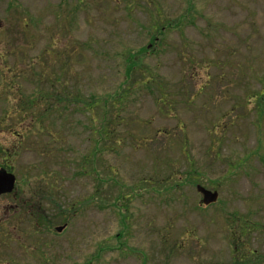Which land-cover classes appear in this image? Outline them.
Returning <instances> with one entry per match:
<instances>
[{"label": "rangeland", "instance_id": "rangeland-1", "mask_svg": "<svg viewBox=\"0 0 264 264\" xmlns=\"http://www.w3.org/2000/svg\"><path fill=\"white\" fill-rule=\"evenodd\" d=\"M66 1L0 0V167L17 177L15 193L0 196V264H233L241 249L263 259L264 0H156L165 19L194 2L193 23L167 31L148 55L172 106L156 102L158 89L133 95L113 151L84 115L58 120L66 141L52 145L8 118L34 91L43 58L59 79L61 51L94 39V52L74 57L66 87L107 92L124 77L116 53L150 42L152 3L115 0L100 11L104 0H84L76 11ZM50 176L47 209L75 217L62 232L64 223L34 235L27 215H14ZM197 185L218 191L219 202L202 205Z\"/></svg>", "mask_w": 264, "mask_h": 264}, {"label": "trees", "instance_id": "trees-1", "mask_svg": "<svg viewBox=\"0 0 264 264\" xmlns=\"http://www.w3.org/2000/svg\"><path fill=\"white\" fill-rule=\"evenodd\" d=\"M146 1L149 4L152 3L150 6H153V8H145L150 13L149 24L144 26V29L149 33L150 42L148 45L136 48L123 46L120 52L116 53L117 56L114 61H118V57L120 59V63L118 62L116 68L122 70L124 76L120 81L121 83H118L119 85L117 84L115 88L107 92L96 90L87 94L86 91L80 90L81 87L71 92L66 87V84L68 78L73 75L72 63L74 57L83 54L85 49L93 50L94 52L95 46H99V42L95 43L94 39H87L84 42L75 41L77 46L73 43V47L68 46V50L61 51V56L65 58V64L61 68V75L59 76L60 73L58 74L59 79L52 74H48L49 62H47L46 58L39 62L38 68L32 69L33 76L36 78V82L33 83L34 91L27 98H22L17 107L9 111L11 113L7 116L11 119L12 127H15L18 122L25 120L28 123L27 127L25 125L28 131L24 132L27 137L37 135L38 137L48 138V144H55L56 142L66 141L65 130L63 132L56 130L57 121L65 119L67 116L68 118H74L77 114L84 115L86 120H88V124L91 125L90 133L93 135L99 134L100 139L105 136L108 139L107 144H110V141L112 142L113 151L123 136L122 127L124 123L122 121L125 118V114L128 113L129 102L133 95L142 93L145 89H158L161 90V93H159L160 97L156 102L162 106H172L171 100L167 97L169 94L165 92L167 85L164 81V76L148 63V55L152 48L166 37L167 31L181 30L184 25H187L186 21L188 24L193 23L192 19H186V16L190 15L191 10L189 8L194 5V2H190V7L178 15L176 19H165L162 8L158 6L159 2H156V0H140V6L146 5ZM83 2L84 0H75L74 10H80ZM106 4L118 5L115 0H104V3L98 9L104 11L103 6H106ZM126 6L129 12L130 4L127 3ZM30 26L31 21L27 20L24 29L27 30ZM22 49L23 46H17L14 48V52L22 54ZM11 89L12 87L7 88V90ZM262 100L264 99L262 98ZM70 126L69 134H73L76 124ZM169 135L171 133H164L162 136L166 137ZM18 137L21 140L25 139L21 135H18ZM140 142L143 143V141ZM109 150H111V147ZM96 160L97 158L93 155L90 162L95 165ZM35 177L37 179L40 178L37 175ZM49 178L51 181L45 183L46 186H35L33 195L27 199L20 198V210L14 215L26 214L27 219L34 223L30 229V232L34 235L43 234L47 231L52 232L53 226L57 224L64 223L68 227L71 219L75 217L74 214H69V207L63 209L62 206L57 205L54 211L47 209V204L55 205L53 198L56 197L54 194L56 187L53 183L55 178L53 176ZM5 234V231L0 232V236ZM232 236L235 240H237L236 237L239 238L236 232ZM238 241L234 242L235 245H240ZM240 254L242 256L236 254L237 257L234 258L233 264L264 263V258H254L256 257L254 251L245 252L241 249ZM249 255H252V258ZM260 259L262 260L260 261Z\"/></svg>", "mask_w": 264, "mask_h": 264}, {"label": "water", "instance_id": "water-1", "mask_svg": "<svg viewBox=\"0 0 264 264\" xmlns=\"http://www.w3.org/2000/svg\"><path fill=\"white\" fill-rule=\"evenodd\" d=\"M17 179L15 174L8 172L5 169H0V196L12 193L16 187ZM198 193L202 196V203L204 205H211L218 201L219 193L205 188L202 185L196 187ZM65 226L58 227L57 231L62 232Z\"/></svg>", "mask_w": 264, "mask_h": 264}, {"label": "flooded vegetation", "instance_id": "flooded-vegetation-1", "mask_svg": "<svg viewBox=\"0 0 264 264\" xmlns=\"http://www.w3.org/2000/svg\"><path fill=\"white\" fill-rule=\"evenodd\" d=\"M3 168H5V167H0V169H3ZM6 169V168H5ZM9 171V170H8Z\"/></svg>", "mask_w": 264, "mask_h": 264}]
</instances>
